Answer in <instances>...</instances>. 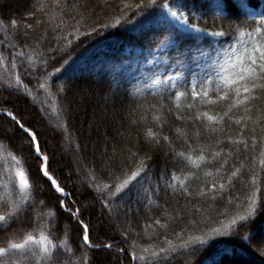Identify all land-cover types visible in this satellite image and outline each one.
<instances>
[{"label": "trees", "instance_id": "1", "mask_svg": "<svg viewBox=\"0 0 264 264\" xmlns=\"http://www.w3.org/2000/svg\"><path fill=\"white\" fill-rule=\"evenodd\" d=\"M42 2L47 3L48 0H42ZM67 2L76 7L66 9L63 15L57 12L56 19L50 23L47 17L39 13L34 18L41 20L42 23L32 35L47 36V39L37 48V51L43 53V59H46L47 63H42L35 56L32 62L24 61L21 75L32 89L33 95L17 94L15 90L0 88V141L8 145L9 150L18 157L27 156V142L22 138V134L17 131L13 135V132L7 133L4 128V123H7L11 129L14 128V122L2 114L5 109L13 111L18 119L37 133L42 150L50 157L51 171L66 192L71 194L67 198L68 202L75 201L73 207L82 209L81 218L84 222L90 227L95 226L92 234L93 241L95 242L97 235L105 239L111 238L113 243L111 251L89 252V256L94 258L93 264L99 261L101 256L110 257V264H130V257L119 253L118 249L131 250L133 244L138 257L134 264H264V255L260 254V248L264 247V244L259 243V238L264 237V208L258 209L257 215L252 218L249 226L250 234L254 237L250 247L239 239L228 240L227 238H217L224 242L215 243L211 247L205 246L200 251H193V248H199V245H189L187 248L182 246V239H187L189 235H200L218 226L216 221L224 218L221 213L225 210H233L235 203L243 201L256 188L261 189L258 197L264 200V168L259 163L261 159H264L261 155L264 142H258L255 151L251 149L246 151L243 144L231 142L246 140L251 145L250 129L257 127L253 123L257 116L264 117V99L248 104L247 107L252 109L248 113L244 111V106L234 108L230 113L231 119L225 118L224 121L219 122H209L206 119L193 121L190 117L197 112L223 116L226 104L224 102L208 104L207 101L201 100L193 102L188 97L182 98L177 108L175 102L168 98L169 93L175 91L171 84L149 87L153 78L171 72L175 61L182 59L173 48H156V42L162 37L154 34L146 24L141 23L147 11L151 10L136 13L134 8L124 9L121 0H107L106 5L101 0H67ZM124 2H134V0H124ZM184 2L187 7L182 11L190 17V23L203 27L207 21L208 25H211L210 17L201 19L200 16L199 9L203 0H184ZM35 3L36 0H24L22 4L14 6L11 5L10 0H0V18L7 23L10 18L26 17L28 10ZM250 7L260 11L264 7V0H250ZM45 10L48 11V9ZM121 12L123 16L119 25L102 27L104 24H115L114 18L120 16ZM247 19L249 23L252 22L250 17ZM93 28L96 29L95 32ZM23 31L22 21L20 32ZM240 39L246 40L247 37ZM68 41H71V46L68 45ZM209 44L211 48L208 47ZM202 45L210 52L211 58L201 59L199 63L204 71H211L213 76L220 71L221 66H227L225 62L230 57L235 62L237 56L241 58L244 56V47L232 39V34H229L227 38L203 34ZM33 46L35 47V44ZM60 49L67 52L64 59H70V67L66 66V71L56 72L55 69L62 64L60 57L63 56V52ZM23 51L29 53L28 48H24ZM0 52L8 56L9 50L0 46ZM17 63L19 64V60ZM209 64L212 66L211 69L207 67ZM192 69L197 73L196 80L198 82L202 80L201 69L196 68L195 65ZM184 76L188 81L193 79L186 71ZM39 83L51 85V94H48L45 89H40ZM179 84V90L184 91V82L180 81ZM58 87H63L65 92L57 94ZM93 88L96 96L91 97L90 100L85 99L82 107L80 106L83 113L77 112V108L73 107L78 104L75 101V95L81 96ZM214 88L213 84L209 89V98L212 100H215L216 96ZM254 95L264 96V93L256 92ZM13 99H19L21 105L17 101L13 102ZM190 103H194L195 106L188 108L187 105ZM69 105L70 111L67 110ZM161 105H163L162 112L158 111ZM58 106L66 109L59 117H57ZM41 109L44 111L42 112ZM130 113L133 114L130 115ZM37 114L48 121L57 120L59 123L67 119V130L56 131V135L58 138L65 139L68 156L77 157V173L66 174L70 171L67 156L64 161L54 157V151L49 148L47 140L49 138L46 137L48 129ZM81 114L83 118H80ZM154 115H163V121L159 123L153 121ZM141 116L145 119L139 126L132 123ZM178 116L183 119H177ZM247 116H252V119L245 120L241 124L235 123L236 120ZM25 119H27L26 122ZM259 127H264V119L261 120ZM259 127H257L258 133ZM52 128L54 129L53 125ZM147 128L169 136L176 151H189L188 145H191L196 149L195 152H189L194 159L200 154L201 145L209 149L205 155L210 161L212 153H220L214 161L203 164L199 169L189 165L187 170L195 172L198 176V179L190 178L186 181L190 191L198 192L205 183L211 187L213 182L217 183V187L220 183H224L225 187L222 191L214 192H208L205 189L206 194L203 197L196 195L186 198L179 193H173L172 189H168L165 193L164 185L161 183V191L152 196V203L146 199L138 200L135 195L136 190L139 189L142 192L145 188H154L157 176L172 162L168 147L153 148L152 160L148 161V176L142 180V187L137 185L130 198L124 196L111 202V210L118 215L116 222L110 224L105 220V214L109 213V209L103 207L104 195L88 186L91 183L89 173L96 176L97 183L101 185L109 183L112 179L109 173L118 174L123 160L121 149L127 150L128 140L136 143L138 133L142 137ZM212 128L218 131L212 132ZM177 129L188 134L187 142ZM220 129L223 131H219ZM197 132L200 133L198 138L195 135ZM44 135L47 139L43 138ZM228 137H231V140ZM56 139L54 138V141ZM80 140L83 145L82 150ZM14 143H23V152L21 147L17 148ZM252 156H255V164L251 159ZM225 159L227 164L220 169V172H217ZM0 166L7 165L0 162ZM25 167L30 169L31 178H34L38 185H43L44 191L41 193L37 190L35 201L32 202L27 213L22 214L10 229L0 225V241L12 233L21 235L18 230L29 223L30 217H34L41 211L40 199H45L50 207L56 204V196L47 191V184L36 172L37 162L33 157L27 158ZM236 169H239V174L229 184L227 178ZM206 172H211L212 175L205 176ZM253 177L257 181L255 185L252 184ZM81 178L83 182L78 184L77 180ZM3 192L4 189L0 187V194ZM12 195L15 198V193ZM229 199L233 200L232 205L228 204ZM116 202H120V205L112 209V204ZM100 214L103 218H99L98 223L97 217ZM156 219L160 220V225L154 223ZM59 223L61 229L66 228L69 231L70 243L79 242V226L74 220H70L66 213H59ZM161 225L164 226L161 227ZM59 235H62V232ZM125 236H127L126 239ZM166 239L176 245L175 251L168 253L166 257L163 255L153 257L151 255L153 251L167 247ZM145 248L148 249L147 252L142 251ZM224 249H228V252L225 253ZM140 256H144L145 259L140 260Z\"/></svg>", "mask_w": 264, "mask_h": 264}, {"label": "snow or ice", "instance_id": "2", "mask_svg": "<svg viewBox=\"0 0 264 264\" xmlns=\"http://www.w3.org/2000/svg\"><path fill=\"white\" fill-rule=\"evenodd\" d=\"M105 5L107 0H101ZM124 9L136 10V13H144L147 10V15L141 23L146 24L150 31L158 34L160 38L156 42L157 49L173 48L182 59H177L173 64V70L167 72L163 76L155 77L151 80L149 87H160L165 84H171L174 92L169 93V99L175 102L177 108L180 106L182 98L190 97L193 102L197 100L207 101L208 104H216L224 102L226 104V111L223 116L210 115L208 112H197L190 117L193 121L207 120L209 122L224 121L225 118L230 117V113L234 108L244 106L246 113L251 112L252 109L247 107L252 101H259L264 99V96L254 95L256 92L264 93V7L260 11L254 10L250 7V0H203L200 6L201 19L204 17L211 18V25L205 21V26L201 27L199 24H192L189 22L190 17L185 14L182 9L186 8L184 0H134V2H124L121 0ZM76 5H69L67 0H48L47 3L42 0H36L28 10L26 17L22 16L20 19L10 18L7 23L0 18V46L8 49V56L0 52V88L15 90L17 94L26 93L32 96V89L25 83L21 75V69L24 66V61H33V57H37L42 63H47L43 59V53L37 51V48L47 39L46 35L34 36L32 33L41 26V20L34 19L37 14H42L48 18V22L56 19V14L65 13V10ZM45 9H48L46 11ZM82 16V14H81ZM120 16L115 17V24L102 25L103 28L115 27L121 23ZM251 18L249 23L247 18ZM259 17V19H256ZM23 21L24 31L20 32V26ZM32 21V22H28ZM210 28L212 30H210ZM11 29V31H9ZM96 29L93 28V32ZM203 34L211 37L227 38L232 34V39L244 47V56L236 57L235 62L231 60L225 62L227 66H221L220 71L212 75L211 71H204L201 68L199 61L201 59H210V52L207 51L203 45ZM91 35V33H86ZM247 37L246 40L240 39ZM32 41V43H30ZM191 41V42H189ZM35 44V47L33 46ZM71 46V41H68ZM211 48V44L208 45ZM24 48L29 49V53L23 51ZM232 48V44H229ZM63 52L61 67L56 68V72L67 70L70 67V59H64L67 52ZM235 51V49H233ZM56 59V57H52ZM19 60V64L17 61ZM151 63V61H149ZM200 68L203 72V79L199 82L196 80L197 73L193 71L192 66ZM67 66V67H66ZM209 69L212 66L207 65ZM188 72L193 79L188 81L184 76V72ZM214 71V70H213ZM50 75V74H49ZM184 82L185 90H179V82ZM215 85L214 92L216 94L215 100L209 98V89ZM40 89H45L48 94H51V85L46 83H39ZM63 87L57 88V94L64 93ZM194 103L187 105L188 108L194 107ZM154 107V106H153ZM57 117L64 112V107L58 106ZM70 111V105L68 109ZM163 105L158 111L162 112ZM43 112L44 109H41ZM169 111L171 109L169 108ZM2 114L7 116L14 122V128L11 129L13 135L18 131L22 134V138L27 142V156H17L13 151L9 150L8 145L0 141V162L6 167L0 166V187L4 189L3 194H0V225L10 229L12 225L20 219L22 214H26L28 208L31 207L32 202L35 201V194L37 190L41 193L44 191L43 185H38L34 178H31L30 169L25 167L28 157H33L37 162L36 172L38 176L47 184V191L56 196V204L49 206L45 199L39 200L41 211L34 217L29 218V223L21 227L18 231L21 235L17 236L12 233L0 241V264H93V257L89 256L90 251L99 252L101 250L111 251L113 243L111 238H101L97 235L95 242L92 234L95 226L90 227L81 218L82 209L80 207H73L75 201L69 203L67 198L71 194L66 192L65 188L53 174L50 169V157L45 154L41 148L37 133L33 131L30 126H26L21 119L13 111H2ZM133 113H130L132 115ZM145 119L141 116L138 120H133L132 123L139 126L140 122ZM153 121L162 122L163 115H154ZM177 119H183L178 116ZM252 116H247L235 121L236 124L244 123L245 120H251ZM264 117L257 116L253 121L254 125L259 127L261 120ZM257 127L250 129L251 145L246 140H234L233 144H243L246 151L251 149L255 151L258 147V142H264V127ZM67 130V119L54 126V131L64 132ZM212 132H217L216 128L211 129ZM219 131H223L220 129ZM177 132L186 138L188 134ZM197 138L200 133L195 134ZM231 140V137H228ZM129 147L121 149L123 160L119 166L118 174L111 172L112 177L109 183L100 184L96 181V176L89 173L91 183L89 187L104 195V208L109 209L111 213L110 204L116 199H121L124 196L129 198L133 194V189L137 185H141L142 180L148 176L149 163L152 160L151 152L153 148L168 147L170 152L171 165L157 176L155 187L145 188L141 192L136 190L135 195L138 200L146 199L152 203V196L161 191V183H163V191L167 193L168 189H172L173 193H179L186 198H192L196 195L203 197L207 189L208 192L222 191L225 187L224 183L213 182L211 187L205 183L204 187L198 192L189 190L186 181L190 178H197L195 172L189 169V165L199 169L205 163H211L220 153H212V160H208L205 155L209 149L205 145L199 148L200 154L193 158L189 152H195L196 149L188 145L189 151H176L172 146V139L163 135L160 132H153L151 128H147L141 137L138 133L136 143L127 141ZM21 152L24 150L23 144L20 146ZM79 148V145H77ZM231 155V153H229ZM264 156V150L261 151ZM114 159V158H110ZM253 164H255V156L251 157ZM130 162V163H129ZM262 168H264V159L259 161ZM227 164L225 159L217 172L224 168ZM239 169L233 170L227 178L230 184L231 180L237 177ZM211 172H206L205 176H211ZM223 179V177H221ZM256 178H252V184H256ZM261 192L260 188H256L251 195L246 196L243 201L235 203L233 210H225L221 213L224 217L222 220L216 221V227H212L208 232H202L200 235H189L187 239H182V246L187 248L189 245H199V248H193V251H200L205 246L211 247L215 243L224 241L217 240V238H227L228 240L239 239L246 243L249 247L252 244L254 237L250 234L249 226L252 218L257 215L258 209L264 208V200L258 197ZM15 193V198H13ZM59 194V195H56ZM228 204L232 205L233 200L229 199ZM46 209V211H45ZM59 213H66L70 220H74L79 226L78 238L79 242H71L69 231L61 229L59 223ZM110 218V217H109ZM155 224L160 225L159 219L154 221ZM164 225H161L163 227ZM62 232V235H59ZM107 234H105L106 236ZM127 236H125V239ZM167 247H161L158 251H153V257L167 256L168 253L175 251L176 245L171 240H165ZM259 243L264 244V237L259 238ZM147 252L148 249H142ZM118 252L130 257V264L138 259L135 252V245L131 246V250L124 248L118 249ZM227 253L228 249H224ZM78 253V254H77ZM260 254L264 255V247L260 248ZM144 260V256L139 257Z\"/></svg>", "mask_w": 264, "mask_h": 264}, {"label": "rangeland", "instance_id": "3", "mask_svg": "<svg viewBox=\"0 0 264 264\" xmlns=\"http://www.w3.org/2000/svg\"><path fill=\"white\" fill-rule=\"evenodd\" d=\"M23 2H24V0H10L11 5H14V6H16V5L20 4V3L22 4ZM84 91H85V89H84ZM94 96H96L94 88L93 89H89L88 92L86 91V93L82 94L81 96L80 95H75V101H76V103H78V104H75V106L76 105H78V106L77 107L73 106V107L77 108V112L79 111L80 113H83V109L80 108V106L83 105L85 99L86 100H90L91 97H94ZM14 101H17L21 105V101L19 99H13V102ZM37 115H39V114H37ZM39 117H40V115H39ZM80 118H83L82 114H81ZM40 119L44 122L45 126L48 129V133H47L46 137L49 138V139H47L45 137V135L43 136V138H45V139H47L49 141V145H50L49 148H51L54 151V157L61 158V160L64 161L65 160V156H67V160H68V163L70 165V168H69L70 171H68L66 174L68 175L71 172H76L77 173V166H76V164H77L76 163L77 162L76 158L77 157L73 158V157H69L68 156V154L66 152L67 151V145L65 143V139H63V138L61 139L60 137L58 138L57 137L58 135H56L57 134L56 131H54V129L52 128V125L56 126L59 122H57V120L48 121L43 116L40 117ZM26 121H27V119H25V122ZM4 128L6 129L7 133H11L12 132L11 131V127L8 126L7 123H4ZM56 137H57V139H56ZM54 138L56 139V141H54ZM91 139H93V137H91ZM81 143L82 142L80 140V146H81V150H82L83 145H81ZM14 144H15V146L17 148H20L21 144H23V143H20V144L19 143H14ZM82 182H83L82 178L77 180L78 184H81ZM119 205H120V202H116L115 204H112V209H114L115 206L117 207ZM105 215H106L105 216V220L108 221L110 224L111 223L113 224V222H116L115 220H116V216L118 215V213L115 212V211L114 212L112 211L111 214L107 213ZM99 218L102 219L103 216L100 214V216L97 217L98 223L100 221ZM110 262H111V258L110 257L109 258H105L104 256H101L99 258V261H97L95 264H110Z\"/></svg>", "mask_w": 264, "mask_h": 264}]
</instances>
